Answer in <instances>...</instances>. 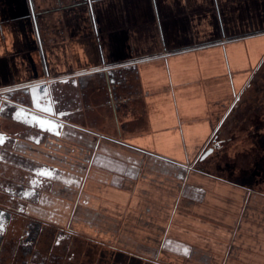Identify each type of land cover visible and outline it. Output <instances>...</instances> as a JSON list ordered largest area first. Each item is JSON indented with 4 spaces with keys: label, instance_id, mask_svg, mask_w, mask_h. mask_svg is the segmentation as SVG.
Here are the masks:
<instances>
[{
    "label": "flooded vegetation",
    "instance_id": "flooded-vegetation-1",
    "mask_svg": "<svg viewBox=\"0 0 264 264\" xmlns=\"http://www.w3.org/2000/svg\"><path fill=\"white\" fill-rule=\"evenodd\" d=\"M57 5L53 0H0V264H198L197 257L173 243L172 231L168 235L161 227L168 222L165 217L129 226L123 218L129 213L99 214L92 204L95 188L115 192L124 183L116 175H96L94 164L103 158L116 173L128 161H144L141 152L159 159L162 172L166 164L177 172L164 185L151 181L157 189L163 186L164 193L154 192L155 200L170 205L175 196L171 201L166 191L174 193L180 181L184 191L192 184L217 190L215 184L231 183L225 177H242L247 180L243 189H261L264 51H248L246 59L238 51L237 67L229 71L239 75L229 72L206 82L204 102L185 100L190 113L169 117L171 125H185L184 135L175 129L168 135L172 143L161 150L166 155L151 154L123 142L118 129L117 139L79 125L95 121L79 106L90 104L105 84L94 80L92 70L53 69L52 48L48 53L46 46L63 27L52 17ZM118 89L103 92L115 107L114 125L123 128L136 101L123 98ZM177 107L181 110L178 102ZM256 204L264 206V201L256 199ZM120 227L125 234L117 233ZM130 230L138 235L129 236Z\"/></svg>",
    "mask_w": 264,
    "mask_h": 264
},
{
    "label": "crops",
    "instance_id": "crops-1",
    "mask_svg": "<svg viewBox=\"0 0 264 264\" xmlns=\"http://www.w3.org/2000/svg\"><path fill=\"white\" fill-rule=\"evenodd\" d=\"M53 1L59 5L52 17L56 24L59 19L63 23L46 46L48 53L52 48L53 69L92 70L94 80L104 82L103 91L119 87L123 98L136 101L120 128L113 121L115 107L106 103L103 91L97 93L90 104L79 106L95 121L86 119L79 125L113 138L119 130L123 142L151 154H165L161 150L172 143L169 137L175 129L181 137L185 133L183 123L170 124L171 114L190 113L189 105L183 103L180 110L176 101L199 97L204 102L206 82L215 83V78L229 75V70L237 67L238 51L243 50L245 59L248 51H264V0ZM233 75L239 73L233 71ZM111 79L118 84H109ZM141 154L144 161L141 158L138 165L128 161L117 167L116 173L103 158L96 159V175L110 179L117 176L119 183H124V188L115 192L95 188L92 204L99 214L129 213L123 218L133 220L132 226L145 222L143 218L165 217L168 222L161 227L167 228L168 235L176 233L170 237L178 249L190 246L189 254L197 257L198 264H264V206L256 204V199L264 201V191L245 190L237 184L226 199L230 208L223 211L213 203L222 195L214 194L210 200L214 205L207 206L204 201L209 195L196 197L198 186L192 184L184 191L180 181L174 193L166 191V195L177 197L173 201L170 197L172 205L159 203L162 200H155L157 187L151 181L158 179L163 162ZM164 166L165 172L172 174L169 180H174L177 172H172L168 164ZM141 172L146 173L143 178ZM143 179L149 184L143 185ZM179 204L182 207L178 210ZM205 211L213 213L210 216ZM176 212L182 216L177 214L175 218ZM218 229L220 233L215 232ZM117 233L123 235L125 231L120 227ZM127 234L134 238L138 235L131 230ZM198 238H208L203 243L209 240L215 249L204 246L207 249L203 251L193 250Z\"/></svg>",
    "mask_w": 264,
    "mask_h": 264
},
{
    "label": "rangeland",
    "instance_id": "rangeland-1",
    "mask_svg": "<svg viewBox=\"0 0 264 264\" xmlns=\"http://www.w3.org/2000/svg\"><path fill=\"white\" fill-rule=\"evenodd\" d=\"M178 102V104H179V108H181L182 107V104L184 103V101H177ZM241 167H245V165H241ZM158 172H159V177L160 176H162L163 178H160V179H157L156 181H158V183H160V184H162L163 183V185H164V183H167V181L165 180V179H167L168 180V178H169V176H172L171 175V172H162L160 169L158 170ZM171 178V177H170ZM196 182L197 181H200V182H204V180L203 179H201V178H198V179H196L195 180ZM224 181H227V182H231V183H223V182H221V183H219V184H215V187L217 188V190H215V189H213V190H211V188H210V186H206V185H204V186H198V187H201V189L202 190H200L198 187H196L195 188V190H196V197H198L201 193H204L205 195H209V196H207V198H206V200L204 201L205 203H206V205L208 206L209 205V203H211L210 202V200L214 197V194L216 195L217 193H219V195H222L223 197L221 198V199H219V198H217V199H215L217 202H213V203H215V205H216V207H223V211L224 210H226V209H228V208H230V206L228 205V203L226 202V199H228L229 198V196H230V193H231V191H233V189L235 188V186L238 184L241 188H245L246 186H247V180L246 179H244V178H240V179H232L231 177H225V180ZM149 183H143V185H148ZM231 185V186H230ZM235 185V186H234ZM160 189H157V191H159L160 193H164L161 189H162V187L163 186H158ZM183 187H185V185H183ZM152 188H153V185H152ZM188 189V188H187ZM208 189H210V190H208ZM258 190H262V191H264V186L261 188V189H258ZM208 192H209V194H208ZM167 195H168V197H172V194H168L167 193ZM204 195V196H205ZM175 196V195H174ZM152 197V196H151ZM175 198H177L176 196H175ZM96 199H98V198H96ZM218 199H219V201H218ZM169 204V203H168ZM220 204V205H219ZM227 204V205H226ZM210 205H214V204H210ZM169 206H170V204H169ZM182 207V204H179L178 205V210L180 209ZM212 207V206H211ZM201 209H204V207H201ZM178 210H177V212H178ZM197 210H198V208H197ZM176 212V214H174V217L176 218L178 215L179 216H182L181 215V213H177ZM208 215H210L211 216V214L213 213V212H211V211H205ZM210 213V214H209ZM178 214V215H177ZM129 219H134V218H129ZM185 219V218H184ZM143 221L145 220V221H151V222H154V223H158V219H149V218H143L142 219ZM141 220V221H142ZM185 220H187V221H191V219L189 218V217H186V219ZM131 221H133V220H128V219H124V225H129V226H132L133 225V223L134 222H131ZM137 224H139V223H137ZM123 225V224H122ZM216 233H220L221 232V230H216L215 231ZM176 233H173V235H175ZM211 236H213V235H210V237ZM209 238V237H208ZM208 238H198L197 240H195L194 242H196L197 243V247H193V250L194 249H201L202 251L203 250H205V249H207V248H204V246H206V247H208V246H210V247H212V248H214L215 249V246L213 245V243H209L208 241H206L207 243H203L205 240H207ZM175 244V243H174ZM176 245V244H175ZM176 246H178L179 247V245L177 244ZM177 247V248H178ZM190 247V246H189ZM189 247H187V246H185L184 248H183V251L186 253V255L187 256H192L191 254H189V252H190V249H192V248H189ZM176 248V249H177ZM194 255V254H193ZM196 255V254H195ZM211 263L213 264V261H211Z\"/></svg>",
    "mask_w": 264,
    "mask_h": 264
},
{
    "label": "water",
    "instance_id": "water-1",
    "mask_svg": "<svg viewBox=\"0 0 264 264\" xmlns=\"http://www.w3.org/2000/svg\"><path fill=\"white\" fill-rule=\"evenodd\" d=\"M40 123H41V120H40V121H38L37 125L39 126V125H40Z\"/></svg>",
    "mask_w": 264,
    "mask_h": 264
}]
</instances>
